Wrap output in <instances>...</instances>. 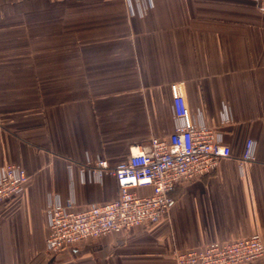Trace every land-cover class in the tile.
<instances>
[{
	"label": "crops",
	"instance_id": "obj_1",
	"mask_svg": "<svg viewBox=\"0 0 264 264\" xmlns=\"http://www.w3.org/2000/svg\"><path fill=\"white\" fill-rule=\"evenodd\" d=\"M204 122L231 154L177 185L162 220L47 252L48 200L117 198L110 165ZM255 158L243 161L247 140ZM28 174L0 204V264H175L174 253L259 232L264 240V0H0V167ZM255 264H264V258Z\"/></svg>",
	"mask_w": 264,
	"mask_h": 264
},
{
	"label": "built area",
	"instance_id": "obj_2",
	"mask_svg": "<svg viewBox=\"0 0 264 264\" xmlns=\"http://www.w3.org/2000/svg\"><path fill=\"white\" fill-rule=\"evenodd\" d=\"M130 13L140 15L153 0H126ZM175 129L168 137H153L146 146L132 148L130 155L116 165L104 157L89 160L80 168L82 176L100 181L112 173L119 187L116 199L75 208L50 198L46 206L49 233L46 251L59 252L90 238L146 226L165 218L174 203L178 184L208 174L219 161L229 157V145L204 122L187 124L179 99H175ZM256 141L247 140L243 161L255 158ZM28 180L24 168L8 163L0 167V204L19 195ZM264 258V240L259 232L227 242H213L174 253L175 264H255Z\"/></svg>",
	"mask_w": 264,
	"mask_h": 264
}]
</instances>
